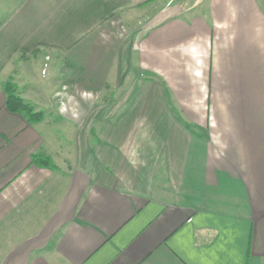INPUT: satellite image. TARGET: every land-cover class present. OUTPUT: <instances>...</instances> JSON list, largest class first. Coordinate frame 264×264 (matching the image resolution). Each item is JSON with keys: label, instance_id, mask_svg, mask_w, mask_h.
<instances>
[{"label": "crops", "instance_id": "obj_1", "mask_svg": "<svg viewBox=\"0 0 264 264\" xmlns=\"http://www.w3.org/2000/svg\"><path fill=\"white\" fill-rule=\"evenodd\" d=\"M0 264H264V0H19Z\"/></svg>", "mask_w": 264, "mask_h": 264}, {"label": "rangeland", "instance_id": "obj_2", "mask_svg": "<svg viewBox=\"0 0 264 264\" xmlns=\"http://www.w3.org/2000/svg\"><path fill=\"white\" fill-rule=\"evenodd\" d=\"M19 2V0H0V21H2L4 18H5V16H7L8 15V13L14 8V6L17 4ZM122 37L123 38H126L127 37V34H126V31H125V29H123L122 31ZM42 56H43V54H42ZM59 73H57V75H58ZM64 74H65V72H64ZM62 75V76H60L61 78L58 80V76H55V74H53V75H51L50 76V78L48 79V81L49 80H52V84H53V86L55 87V90H59V91H61L62 90V88H63V86H68V84H71V79H70V77L69 76H65V75ZM50 75V74H49ZM113 79H114V73L112 74V76H111V78H110V84H109V87H111V85H112V83H113ZM42 82H43V80H42ZM8 84H12V85H15V83L13 82V81H9V82H7ZM6 83V84H7ZM5 84V85H6ZM15 87H16V85H15ZM70 88L71 89H73L74 87L71 85L70 86ZM38 89V88H37ZM16 90H17V94H18V89H17V87H16ZM52 90H54V88H52V87H50V86H47V85H45L44 84V82H43V85H42V90L41 91H43V96H44V98H51L52 97ZM66 90V89H65ZM76 90H77V97L79 98H82L83 96H79V94H80V92L82 93L83 92V90H89V88H87V87H85V85H83V84H81L79 87L77 86L76 87ZM108 93H109V91H108ZM19 95V94H18ZM20 96V95H19ZM87 96L88 95H84V98H82V99H86V100H88L87 99ZM107 97H110V94H107L106 95ZM30 105V104H29ZM48 112H50V114L49 115H45V113H44V115H45V119H44V121H66V119L65 118H63V119H61L58 115H57V113H55V110H54V107H52L51 108V111H48Z\"/></svg>", "mask_w": 264, "mask_h": 264}, {"label": "trees", "instance_id": "obj_3", "mask_svg": "<svg viewBox=\"0 0 264 264\" xmlns=\"http://www.w3.org/2000/svg\"><path fill=\"white\" fill-rule=\"evenodd\" d=\"M6 93V108L14 114L24 115L30 123L42 121L43 113L36 112L35 109L26 103L18 94L15 85L6 84L4 86Z\"/></svg>", "mask_w": 264, "mask_h": 264}]
</instances>
